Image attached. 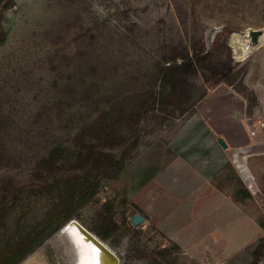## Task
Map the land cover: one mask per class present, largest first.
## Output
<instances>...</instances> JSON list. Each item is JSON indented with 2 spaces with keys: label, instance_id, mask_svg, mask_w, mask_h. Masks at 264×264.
<instances>
[{
  "label": "rangeland",
  "instance_id": "1",
  "mask_svg": "<svg viewBox=\"0 0 264 264\" xmlns=\"http://www.w3.org/2000/svg\"><path fill=\"white\" fill-rule=\"evenodd\" d=\"M186 50L201 61L172 96L158 68ZM216 87L209 100L232 95L229 88L248 115L264 119V0H13L0 15V200L15 184H43L41 158L52 146L96 142L95 119L109 133L117 123L118 135L138 136L137 157L167 145ZM211 125L230 142L250 141L231 116ZM253 143V185L227 163L192 210L167 194L154 204L149 190L137 193L148 158L136 157L124 175L102 179L76 220L96 233L99 208L110 202L115 224L100 237L120 264H252L258 248L256 264H264V131ZM46 205L47 197L25 193L9 220L40 217ZM137 212L146 220L134 226ZM176 217L189 230L172 227ZM63 228L21 264H79L77 241Z\"/></svg>",
  "mask_w": 264,
  "mask_h": 264
},
{
  "label": "trees",
  "instance_id": "2",
  "mask_svg": "<svg viewBox=\"0 0 264 264\" xmlns=\"http://www.w3.org/2000/svg\"><path fill=\"white\" fill-rule=\"evenodd\" d=\"M12 4L13 0H0V15ZM199 56L198 52L192 55L186 50L159 66V77L164 85H168L172 96L178 94L184 76L197 71L201 61ZM117 125H112L109 133L100 118L95 119L93 126L98 138L96 142L91 140L92 143H88L86 148L77 150L69 146H52L41 158L42 165L47 169L43 184L30 188L25 184L19 188L21 184H15L11 194L0 200V264H21L47 239L76 219L81 208L96 201L102 179L118 178L128 162L137 157L141 143L139 137H133L131 133L118 135ZM68 163L80 166L77 170L63 172ZM95 170L102 172L96 174ZM25 193L47 197L43 214L40 217H26L25 222L20 221V216L9 220L10 209L15 207ZM126 201L123 199V202ZM109 204L108 201L101 204L97 213L98 224L93 228L103 238L109 235L110 227L115 224L113 209ZM258 251L259 248L255 251L252 264L258 262Z\"/></svg>",
  "mask_w": 264,
  "mask_h": 264
},
{
  "label": "crops",
  "instance_id": "3",
  "mask_svg": "<svg viewBox=\"0 0 264 264\" xmlns=\"http://www.w3.org/2000/svg\"><path fill=\"white\" fill-rule=\"evenodd\" d=\"M218 87L198 102L196 111L177 130L167 145L161 148L157 146L137 157V161L141 157L148 158V171L144 172L146 174L142 175L137 171V193L149 190L153 193L151 196L153 195L154 204H159V197L167 194L176 205L192 210L203 199L207 188L227 163L233 164L244 181L253 185L248 157L252 153L249 148L256 146L253 143L255 140L249 135L250 141L230 142L224 137L223 131H218L211 125V121L231 116L239 122L240 128L247 132L244 119L247 114L246 102L229 88L227 89L232 95L209 100L208 96ZM210 103L218 105L210 107ZM234 132H237L236 127ZM221 139L225 140L227 148L221 145ZM123 173L121 175H124ZM137 195V204L142 205L143 198L141 194ZM152 201L149 204H152ZM143 202L148 203L146 200ZM178 220L177 217L173 218L172 227L182 226L183 230H189V226L184 228V224L189 223V220L182 219L180 222L184 223L176 225Z\"/></svg>",
  "mask_w": 264,
  "mask_h": 264
},
{
  "label": "water",
  "instance_id": "4",
  "mask_svg": "<svg viewBox=\"0 0 264 264\" xmlns=\"http://www.w3.org/2000/svg\"><path fill=\"white\" fill-rule=\"evenodd\" d=\"M263 33L262 30H252L251 31V37L253 42H258L259 37ZM221 145L224 148H227L228 145L225 142L224 139L220 140ZM146 220L145 216L137 212L132 218L131 221L134 226H139ZM69 226H75L79 232H81L88 241L92 242L100 251H101V256L99 257L101 262H105L106 264H120V259L117 256V254L111 249V247L96 233L92 232L85 226H83L80 222H78L76 219L71 220L69 223H67L64 226V230H66Z\"/></svg>",
  "mask_w": 264,
  "mask_h": 264
},
{
  "label": "bare ground",
  "instance_id": "5",
  "mask_svg": "<svg viewBox=\"0 0 264 264\" xmlns=\"http://www.w3.org/2000/svg\"><path fill=\"white\" fill-rule=\"evenodd\" d=\"M260 40H261V36L259 41ZM67 231H70V233L74 235L77 241L79 264H106L104 261L101 262L99 258L101 256V251L92 242L88 241L87 238L81 232H79L75 226H69L66 229V232Z\"/></svg>",
  "mask_w": 264,
  "mask_h": 264
},
{
  "label": "built area",
  "instance_id": "6",
  "mask_svg": "<svg viewBox=\"0 0 264 264\" xmlns=\"http://www.w3.org/2000/svg\"><path fill=\"white\" fill-rule=\"evenodd\" d=\"M249 135L253 140H256L260 133L264 131V119L261 116L248 115L244 116Z\"/></svg>",
  "mask_w": 264,
  "mask_h": 264
}]
</instances>
